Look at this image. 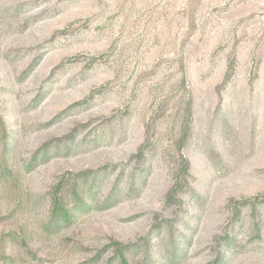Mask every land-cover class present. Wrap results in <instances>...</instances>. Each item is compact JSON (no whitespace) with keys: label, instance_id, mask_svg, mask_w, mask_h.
Masks as SVG:
<instances>
[{"label":"rangeland","instance_id":"374dc122","mask_svg":"<svg viewBox=\"0 0 264 264\" xmlns=\"http://www.w3.org/2000/svg\"><path fill=\"white\" fill-rule=\"evenodd\" d=\"M0 264H264V0H0Z\"/></svg>","mask_w":264,"mask_h":264},{"label":"trees","instance_id":"16d2710c","mask_svg":"<svg viewBox=\"0 0 264 264\" xmlns=\"http://www.w3.org/2000/svg\"><path fill=\"white\" fill-rule=\"evenodd\" d=\"M122 259V261H124V259L123 258H121Z\"/></svg>","mask_w":264,"mask_h":264}]
</instances>
